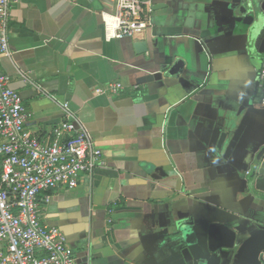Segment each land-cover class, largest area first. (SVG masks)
<instances>
[{"label":"crops","instance_id":"0c3cea01","mask_svg":"<svg viewBox=\"0 0 264 264\" xmlns=\"http://www.w3.org/2000/svg\"><path fill=\"white\" fill-rule=\"evenodd\" d=\"M262 1L148 0L151 25L125 39L104 27L112 0L13 2L0 70L27 128L45 136L68 102L103 152L90 178L40 204L75 264H184L182 230L212 222L236 234L219 264L264 258Z\"/></svg>","mask_w":264,"mask_h":264},{"label":"built area","instance_id":"2783aa9c","mask_svg":"<svg viewBox=\"0 0 264 264\" xmlns=\"http://www.w3.org/2000/svg\"><path fill=\"white\" fill-rule=\"evenodd\" d=\"M14 1L0 0V58L10 53L7 20ZM112 1L113 11L102 12L108 38H132L151 25L148 0ZM257 81L264 82V60ZM121 88L108 84L114 94ZM60 107L63 118L45 136L33 134L26 125L30 111L0 70V264H75L60 228L40 220V204L50 202L53 190L75 188L81 175L90 178L105 161L68 102Z\"/></svg>","mask_w":264,"mask_h":264},{"label":"water","instance_id":"95a60500","mask_svg":"<svg viewBox=\"0 0 264 264\" xmlns=\"http://www.w3.org/2000/svg\"><path fill=\"white\" fill-rule=\"evenodd\" d=\"M264 12V0L259 7ZM253 17H245L242 25L247 27ZM180 62L170 70V74L178 73ZM181 240L184 243L178 251L179 258L184 264H219L229 256V249L234 247L236 234L220 222H212L205 229V234H199L195 229L187 233L182 230ZM258 264H264V258H258Z\"/></svg>","mask_w":264,"mask_h":264}]
</instances>
